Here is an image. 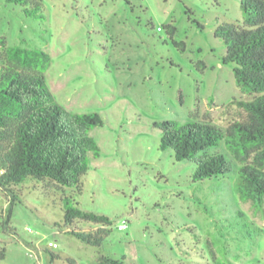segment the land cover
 Wrapping results in <instances>:
<instances>
[{
    "label": "rangeland",
    "instance_id": "obj_1",
    "mask_svg": "<svg viewBox=\"0 0 264 264\" xmlns=\"http://www.w3.org/2000/svg\"><path fill=\"white\" fill-rule=\"evenodd\" d=\"M41 14L0 0V56L6 46L36 52L65 109L102 115L90 131L101 154H89L82 193L65 191L107 215L110 234L100 246L77 238L70 230L98 225H67L62 191L27 177L12 186V207L0 187V264H98L102 255L125 264H264V202L241 197L237 171L195 181V164L162 149L155 125L194 117L227 127L246 116L238 101L254 95L223 63L218 33L243 23L241 0H42Z\"/></svg>",
    "mask_w": 264,
    "mask_h": 264
},
{
    "label": "trees",
    "instance_id": "obj_2",
    "mask_svg": "<svg viewBox=\"0 0 264 264\" xmlns=\"http://www.w3.org/2000/svg\"><path fill=\"white\" fill-rule=\"evenodd\" d=\"M7 1L22 5L26 16H42V0ZM241 4L243 23L222 25L218 33L226 47L223 63L232 65L241 89L254 95L251 100L238 101L246 116L227 127L194 117L183 124L168 119L155 125L163 130L162 149L171 148L178 161L189 160L195 164V181L237 171L235 182L241 197L263 204L264 0H241ZM43 55L49 60L45 51ZM38 61L36 52L18 45L6 46L0 56V187L12 193V207L19 197L13 185L27 177L42 181L46 188L50 182L54 183L57 185L54 189L62 191L67 225L72 227L80 221L98 225L93 231L72 229L70 232L85 243L100 246L110 234L107 227L110 218L83 210L65 189L82 193L89 154L95 157L101 154V147L90 131L103 123V117L97 111L65 109L54 98ZM222 143L228 152L219 149ZM11 216L12 209L5 226ZM98 264H125V258L102 255Z\"/></svg>",
    "mask_w": 264,
    "mask_h": 264
},
{
    "label": "built area",
    "instance_id": "obj_3",
    "mask_svg": "<svg viewBox=\"0 0 264 264\" xmlns=\"http://www.w3.org/2000/svg\"><path fill=\"white\" fill-rule=\"evenodd\" d=\"M128 227V223L126 220H123L119 225H118V228L121 229V230H124ZM51 246H54L56 247L57 244L56 243H51Z\"/></svg>",
    "mask_w": 264,
    "mask_h": 264
}]
</instances>
